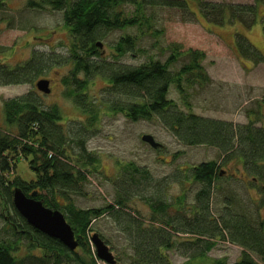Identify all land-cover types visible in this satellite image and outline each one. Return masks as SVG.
<instances>
[{
    "label": "trees",
    "instance_id": "16d2710c",
    "mask_svg": "<svg viewBox=\"0 0 264 264\" xmlns=\"http://www.w3.org/2000/svg\"><path fill=\"white\" fill-rule=\"evenodd\" d=\"M20 1H25L29 9L62 13L68 33V41L62 44L67 47V54L56 56L34 51L23 64L13 67L1 64L0 77L5 79L4 84L31 83L54 66L71 65L62 79L66 88L64 94L73 99L87 118L66 132L61 108L57 104L44 105L34 92L3 102L9 130L0 129V206L1 218L14 238L0 239V264H99L91 242L95 233L113 248L110 247L111 251L117 250L115 245L124 248L120 253L125 259L122 264H171L168 252L182 248V252H189L185 255L188 257L185 264H193V261L196 264H230L226 257L209 255L219 243L225 242L243 247L241 258L231 264H264V218L261 214L264 207V127L256 125L254 119L235 123L193 111L184 83L210 80L202 65L206 58L204 51L184 50L180 43L174 42L164 47V52L170 53L164 62L150 57L149 61L132 66L119 60L134 48L141 50L136 47L146 36L160 34V30L151 31L156 26L151 9L159 6L178 9L187 14L188 20L197 19L188 1ZM198 3L208 22L239 24L247 29L258 22V9L263 0H254L252 4L207 0ZM9 5L8 0H0V10ZM132 29H137L135 35L130 32ZM115 31L125 33L108 43L112 52L109 58L96 44L104 43L102 49H105L107 36ZM237 39L245 56L255 64L264 61V56L244 34L238 33ZM3 50L0 48V52ZM182 57H188V62L173 71ZM96 76L108 80L112 84L111 95L119 96L118 99L108 98L114 111L126 112L135 120L157 118L187 146L218 148L223 163H233L237 170L243 169L252 178L249 187L246 185L248 188H258L254 184L261 181L263 197L260 202L249 198L250 193L248 199L238 195L232 189L234 179L226 177L215 160L194 164L186 176L182 172L173 175L174 182L180 185L192 181L197 189L192 202L187 201L184 193L173 197L168 185L155 182L149 168L129 161L118 162L116 178H108L113 185V200L102 207L78 206L75 198L86 195L85 187L90 176L99 172L101 162V157L87 146L88 136L97 129L102 110L101 103L89 91V84ZM172 85L183 95L186 111L169 98ZM69 122L67 120V124ZM20 157L28 160L34 179L25 180L14 172ZM224 180L226 184H221ZM235 181L247 184L242 179ZM16 187L27 196L37 192V199L46 207L65 215L79 242L75 251L32 227L21 216L13 203ZM136 199L150 207L149 218L136 207ZM98 221L113 225L111 236L100 229ZM114 236L118 239L116 243ZM21 245H25L27 252L17 258L14 254L21 250ZM34 250L42 251L41 255L34 254Z\"/></svg>",
    "mask_w": 264,
    "mask_h": 264
},
{
    "label": "rangeland",
    "instance_id": "374dc122",
    "mask_svg": "<svg viewBox=\"0 0 264 264\" xmlns=\"http://www.w3.org/2000/svg\"><path fill=\"white\" fill-rule=\"evenodd\" d=\"M190 10L198 17L195 20H188L186 13L178 9L164 8L159 6L151 9L155 14V29L160 30L157 36H146L138 43L133 52L128 53L123 62L132 64H143L149 61L150 57L164 62L169 56V52H164V47L170 43H180L184 50L194 49L204 51L206 54L202 65L205 68L210 80H198L192 84L185 82L187 99L193 111L199 115L233 121L235 123H247L255 120L256 125L264 127V61L255 64L243 54V48L238 44L237 34H244L250 43L264 56V0L258 9V22L251 28L244 29L239 24L218 25L208 22L200 11L199 0H187ZM224 3L252 4L254 0H207ZM9 2V8L0 10V52L1 64L17 66L26 62L34 51L55 53L56 56L66 55L67 47L64 42L68 41V33L62 22V13L50 10H33L25 6V1L13 0ZM129 10L133 11L132 7ZM28 27V28H27ZM132 35L137 33V29L130 30ZM124 31H115L106 38L105 50L109 58L112 57L111 48L107 45L114 41ZM64 43V44H62ZM2 51V49H1ZM135 54V55H133ZM186 62L188 57H182L173 66V71H178ZM68 65L54 66L45 75L38 76L31 83L5 85V79L0 77V129L7 131L9 127L5 122L3 102L6 99L27 93L29 91L38 94L44 105L57 104L63 113L62 124H65L66 132L73 129L79 121H85L82 111L75 105L73 99L64 94L66 89L63 84V76L69 71ZM41 78L50 79L51 92L45 94L36 87V83ZM94 83V84H93ZM104 86V80L95 77L90 85V95H98L103 101L108 98L118 99L117 95H111ZM169 98L175 100L179 107L186 111L183 102V95L174 85L170 88ZM104 109L99 114L97 129L89 134L87 146L91 151L96 152L101 157L99 172H94L87 183L86 195L75 198V202L80 207H102L113 200V185L108 178L115 179L118 169V162L126 163L134 161L138 165L149 168L155 182L161 181L168 185L169 194L173 197L186 194L188 202L194 200V193L197 190L192 185L191 180H187L183 185L178 184L175 173L182 172L184 176L188 174L194 164L204 161L215 160L220 164V169L226 171V177L234 179L232 188L244 199L254 198L260 202L263 197V183L257 182L249 187L250 176L245 174L243 169H236L233 163H223L221 153L218 148L207 145L187 146L178 140L157 118L153 119H132L121 110L109 112ZM67 120L70 121L67 124ZM149 133L154 135L156 140L163 144L161 150H156L149 144L142 141V135ZM17 175L25 180L35 178L34 171L30 169L28 160L20 157L16 167ZM13 174V173H12ZM245 174L246 176H244ZM12 176H15L13 174ZM115 176V178H114ZM247 181L238 184L235 180ZM224 180L221 184H224ZM226 184V183H225ZM248 185V187L246 186ZM230 191L226 190V193ZM136 207L140 209L143 216L149 218L151 209L140 199H136ZM0 206V239L14 237L10 228L1 218ZM264 218V207L261 209ZM100 229L111 236L113 225L105 221L97 224ZM116 243L118 239L113 237ZM24 242V241H22ZM111 247V246H110ZM116 251L113 255L122 264L125 259L121 258L124 248L115 245ZM112 248V247H111ZM95 249V247H94ZM113 249V248H112ZM181 249V248H180ZM179 249L170 250L169 257L171 264H185L189 252H182ZM96 251V250H95ZM25 245H21V250L14 254L17 258L20 254H25ZM40 250H34V254L41 255ZM243 247L225 242L219 243L210 253L211 257H226L228 262L234 263L241 258ZM184 253V254H183ZM97 256V255H96ZM256 259L258 257L254 256ZM98 258V257H97ZM121 258V260H120ZM99 259V258H98ZM99 264H108L99 259ZM193 264L196 262L193 261Z\"/></svg>",
    "mask_w": 264,
    "mask_h": 264
},
{
    "label": "water",
    "instance_id": "95a60500",
    "mask_svg": "<svg viewBox=\"0 0 264 264\" xmlns=\"http://www.w3.org/2000/svg\"><path fill=\"white\" fill-rule=\"evenodd\" d=\"M96 45L99 48L104 47V43L102 42H98ZM36 87L45 94L51 92L50 80L47 78L39 79ZM142 141L154 149L163 146L161 142L156 140L154 135L149 133L142 135ZM37 195V192H33L30 196H27L20 187H16L13 190V203L15 208L32 227L49 237L58 239L71 251H75L79 246V242L76 240L75 231L67 221L65 215L60 210H53L46 207L41 200L37 199ZM91 242L95 247L96 255L99 259L108 264H117L113 252L99 234H93Z\"/></svg>",
    "mask_w": 264,
    "mask_h": 264
},
{
    "label": "flooded vegetation",
    "instance_id": "af4514ba",
    "mask_svg": "<svg viewBox=\"0 0 264 264\" xmlns=\"http://www.w3.org/2000/svg\"><path fill=\"white\" fill-rule=\"evenodd\" d=\"M106 47V46H105ZM134 50V49H133ZM104 51V50H103ZM102 51V52H103ZM106 52H104L103 54H105ZM128 53H131V51L130 52H128ZM133 55H135V54H133ZM124 59V57L123 58H119V60H123ZM122 64H126V65H132V66H137L136 64H132V63H126V62H123ZM68 67H70V65L68 66ZM71 68H69V70H70ZM97 77H100V79H102V80H104V86L103 87H101V88H99V90L100 91H102L103 89H107L108 90V93H110L109 92V90H111V86H112V84H110V82L108 81V80H106L105 78H103V77H101V76H97ZM95 79V78H94ZM93 79V80H94ZM50 80V79H49ZM93 80L90 82V84H89V88H90V85H91V83L93 82ZM51 82V81H50ZM94 84V83H93ZM6 85V84H5ZM8 85V84H7ZM52 88V87H51ZM97 92H98V90H97ZM97 92H95L96 93V98H97V100L101 103V105L99 104V106L101 107V111L100 112H103V110L104 109H108L109 108V112L111 113V111L112 112H117V111H114L112 108H111V105H110V103H108V101H109V99H107V100H105V101H103L102 100V98L98 95V93ZM90 93H92L91 91H90ZM125 114H126V112H125ZM224 171V170H223ZM224 172H226V171H224ZM244 176H246V175H244ZM118 263V262H117Z\"/></svg>",
    "mask_w": 264,
    "mask_h": 264
}]
</instances>
